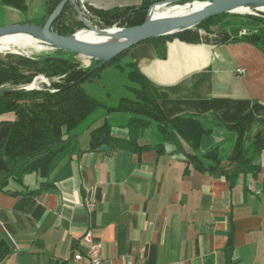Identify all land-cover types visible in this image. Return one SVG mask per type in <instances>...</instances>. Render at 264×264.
<instances>
[{
    "label": "crops",
    "instance_id": "0c3cea01",
    "mask_svg": "<svg viewBox=\"0 0 264 264\" xmlns=\"http://www.w3.org/2000/svg\"><path fill=\"white\" fill-rule=\"evenodd\" d=\"M77 1L107 12L152 0ZM45 2L0 0V28L34 17L40 24ZM250 33L258 28L199 31L196 43L143 42L130 55L163 118L190 116L209 132L201 158L215 150L225 164L240 146L246 170L228 180L195 169L179 149L186 145L144 114L104 105L45 177L25 173L0 184V264H75L86 231L102 244V264H264V147L255 149L264 143V51L243 39ZM103 125L109 153L89 149L91 132Z\"/></svg>",
    "mask_w": 264,
    "mask_h": 264
},
{
    "label": "trees",
    "instance_id": "16d2710c",
    "mask_svg": "<svg viewBox=\"0 0 264 264\" xmlns=\"http://www.w3.org/2000/svg\"><path fill=\"white\" fill-rule=\"evenodd\" d=\"M60 1L46 0L45 16L40 25H43V22ZM162 1L164 0L145 2L138 8L114 9L107 12L91 11L104 26H111L119 22V28H127L142 24L149 6ZM68 6L69 3L64 6L51 25V31L61 36H69L68 26L74 25L72 22H67L65 17ZM223 15L205 19L195 28L174 34L168 39L176 38L185 43H196L199 41L198 30L209 32L210 29L206 27L207 23ZM247 19L252 23L263 22L258 17L250 16ZM76 25L79 27L82 24L79 22ZM258 29H261V27L258 26ZM164 37L151 40L156 41ZM243 39L251 43H257L259 48L264 51V32L262 30H258V33L255 34L250 33ZM57 52L75 56L60 50H54L52 54L54 55ZM124 53L125 51L99 70L116 62ZM162 54L164 55V51ZM24 56L31 59L11 54L0 56V117L10 113L14 114L15 117L12 122L0 121V127L5 124L9 125L5 143L0 152V158L7 166V171H0L1 185L10 178L19 180L25 173H36L41 177H45L55 157L61 153L70 152L74 147L75 131L79 125L91 113L104 106L90 97L82 88V84L92 80L99 70L79 83V80L84 78L98 62L94 61V66L85 71L80 69L78 63L72 58L47 60V56ZM49 58H52V55ZM128 65L132 68L127 74L129 84L125 88L128 94L126 97L120 98L112 110L144 114L146 118L156 123L158 129L168 140L180 141L186 145L187 151L182 147H179V149L184 153L185 163L195 169L224 175L228 180L246 170L247 165H250V159L243 158L244 153L240 146L233 150L229 162L225 164H222L218 159L215 150L207 152L201 158L198 155L199 143L201 137L209 132L190 116L170 120L163 118L157 107L156 97L150 84L136 70L133 63L129 62ZM39 74L47 78L60 76L61 82L57 85V91L52 93L47 90H30L20 93H6L7 90L29 85ZM36 87L35 89H37ZM249 116L250 114L245 116L243 120H246ZM239 124L232 128L237 131L240 141L242 139L240 136L242 127ZM107 131L106 125L92 131L89 149H97L102 146ZM263 147L264 143H261L255 149L258 150Z\"/></svg>",
    "mask_w": 264,
    "mask_h": 264
},
{
    "label": "water",
    "instance_id": "95a60500",
    "mask_svg": "<svg viewBox=\"0 0 264 264\" xmlns=\"http://www.w3.org/2000/svg\"><path fill=\"white\" fill-rule=\"evenodd\" d=\"M185 0H166L164 2L156 3L148 9V12L154 6L160 5H174L181 3ZM68 2H74V0H61L55 9L48 16L42 26L33 24H16L9 25L0 28V37L12 35V34H24L33 37L38 43L48 46L53 50H60L73 54L75 56L98 62L89 73L79 80V83L83 82L88 76L102 68L113 58L120 55L124 51L148 40L164 37L169 35L178 34L190 29L195 28L203 20L216 17L219 15L233 13L238 7H246L249 10L258 13H263L260 8L264 7V0H210L209 4L201 10L182 18L169 21H149L148 12L144 22L140 25L120 28L117 37L123 38L124 42L116 46L108 45H89L77 42L73 39L75 33L71 36H61L51 31V25L57 16L60 14L64 6ZM235 14V13H234ZM246 13L245 15H253ZM244 15V14H242ZM87 28L91 27L85 25ZM97 34H101L102 30L93 29ZM47 60H61L60 58H47ZM35 79L30 85L7 90L6 93H20L30 90H34L33 84ZM9 131V125L5 124L0 127V152L4 146L7 134ZM100 151L109 153V148L105 145L99 147ZM0 171H7V166L3 159L0 158Z\"/></svg>",
    "mask_w": 264,
    "mask_h": 264
},
{
    "label": "rangeland",
    "instance_id": "374dc122",
    "mask_svg": "<svg viewBox=\"0 0 264 264\" xmlns=\"http://www.w3.org/2000/svg\"><path fill=\"white\" fill-rule=\"evenodd\" d=\"M164 1H166V0H164ZM164 1H162V2H164ZM189 1H193V0H185V2H183V3H178V4H174V5H183L185 3H188ZM200 2L202 4H204V1L203 2L200 1ZM68 3H69V6L66 10L65 17H66L67 22H72L74 24V25L68 26V30L70 33L69 36H71L73 33H75L78 30L81 31V29H83V30L84 29H90V28H87L85 25L91 27L92 29H98V30H103V29L110 30L113 27L119 28V25H118L119 22H117L116 24H113L111 26H104V24L99 19H97L96 16L93 15L92 11L89 8H87L81 2H78L77 0H75L73 2L74 8H73V6L70 5V3L72 4V2H68ZM153 5H155V3L150 5L149 8ZM170 6H173V4L168 5V7H170ZM148 9L146 11V15H147ZM260 10L262 12H264L263 7H261ZM250 12H251V14H253L251 10H250ZM146 15L144 16V20L146 18ZM250 16L261 18V20L263 22L262 23H252V22L248 21V19H247V17H250ZM44 22H43V24H44ZM79 22L82 25H80L78 27L76 24ZM30 23L33 25H37L39 23L38 17L32 18L30 20ZM250 25L254 26L255 28H258V26H260L261 29H258V30H262L264 32V14L258 13V12H254L253 15H245V14L242 15V14L227 13V14L223 15L222 17H218L216 19L211 20L210 23H207L206 27L210 30L211 29L213 30V29H219L222 27H232V26H237L239 28L240 27L248 28V26H250ZM38 26H42V25L38 24ZM199 31H203V30H198V32ZM203 32H205V31H203ZM168 37H172V35H169L167 37L165 36L164 38H161V39L156 40V41L155 40L154 41L149 40V41H146V43L158 44L160 46L164 42L169 41ZM174 39H176V38H174ZM136 46L126 50L125 53L113 64L108 65L104 69L99 70L97 75L94 76V78L92 80L86 81L85 83H83L82 88L85 90V92L90 97L95 99L97 102L101 103L102 105H105L107 107H115L117 105L118 99L120 97H122L123 95L126 96L128 94V92L125 88L126 85L129 84V81L127 79V74L130 70H132V68L129 67L128 64H129V62H131V63H133V66H135L134 62H132V60H131L132 58L130 57V55H131L132 50ZM53 52H54V50L42 51V52H36L35 50H32V49L9 50V51L0 52V56H5L7 54H11V55L31 59V58L26 57L24 55H27V56H45V57L46 56L50 57L52 55V58H72L76 63H78V65H79L78 67L82 70H85V71L90 70V67L94 66V61H92V60L84 59V58H81L78 56L61 54L58 52L54 53V55H53L52 54ZM22 54H24V55H22ZM36 58H40V57H36ZM39 77H43L45 80H47L48 85L43 84L42 80L39 79L35 83V87L37 86L36 87L37 89H34V90H41V91L47 90L50 92L53 91L52 93L57 91V85H58V83L61 82L60 76L47 78L44 75L39 74L32 80V82L35 79H38ZM99 111H100V108L96 110V112H99ZM6 115H9V114H6ZM6 115H3L5 117H3L2 122L14 121V119H15L14 114L10 113V115L12 116V117L10 116V118H6L7 117ZM79 128L80 127L77 128L75 133L79 130Z\"/></svg>",
    "mask_w": 264,
    "mask_h": 264
},
{
    "label": "bare ground",
    "instance_id": "6f19581e",
    "mask_svg": "<svg viewBox=\"0 0 264 264\" xmlns=\"http://www.w3.org/2000/svg\"><path fill=\"white\" fill-rule=\"evenodd\" d=\"M200 1H204L202 4ZM210 0H193L183 5H173L168 7V5L154 6L148 12L149 21H169L178 18L189 16L209 4ZM264 8V7H263ZM233 13L235 14H246L251 13L246 7H238ZM118 27H113L110 30L103 29L101 34H97L93 29H81L78 30L73 39L77 42L89 45H108L116 46L124 42L123 38L117 37L119 32ZM108 30V31H107ZM32 49L36 52L53 50L48 46L38 43L33 37L24 34H12L0 37V52L9 50H26ZM12 52V51H11ZM49 58V57H47ZM41 79L42 83L48 85L47 80L43 77H39L33 84L35 89V83Z\"/></svg>",
    "mask_w": 264,
    "mask_h": 264
},
{
    "label": "built area",
    "instance_id": "2783aa9c",
    "mask_svg": "<svg viewBox=\"0 0 264 264\" xmlns=\"http://www.w3.org/2000/svg\"><path fill=\"white\" fill-rule=\"evenodd\" d=\"M237 73L239 74L243 73V70L238 69ZM93 208H94V202L92 200H87L86 210L90 212L92 211ZM80 244L83 247V252L74 255L73 262L75 264H82L84 259L86 260L87 264H102V256H101L102 244L95 236H93V234L90 231H86L83 234L80 240ZM127 264H131V263L127 262Z\"/></svg>",
    "mask_w": 264,
    "mask_h": 264
}]
</instances>
